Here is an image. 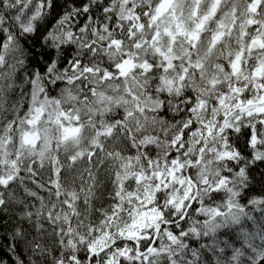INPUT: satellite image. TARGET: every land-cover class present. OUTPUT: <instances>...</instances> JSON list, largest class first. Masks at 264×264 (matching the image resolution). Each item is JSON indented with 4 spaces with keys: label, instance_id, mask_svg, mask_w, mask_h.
I'll return each mask as SVG.
<instances>
[{
    "label": "snow or ice",
    "instance_id": "1",
    "mask_svg": "<svg viewBox=\"0 0 264 264\" xmlns=\"http://www.w3.org/2000/svg\"><path fill=\"white\" fill-rule=\"evenodd\" d=\"M0 264H264V0H0Z\"/></svg>",
    "mask_w": 264,
    "mask_h": 264
}]
</instances>
